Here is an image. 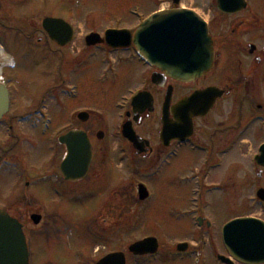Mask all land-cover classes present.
<instances>
[{
  "label": "flooded vegetation",
  "instance_id": "obj_1",
  "mask_svg": "<svg viewBox=\"0 0 264 264\" xmlns=\"http://www.w3.org/2000/svg\"><path fill=\"white\" fill-rule=\"evenodd\" d=\"M148 1L169 2V6L167 9L160 7L144 18L134 17V32L153 13L176 8L172 4L175 0ZM183 1L180 0V3ZM196 1L204 3L211 15L209 19L206 16L204 19L209 25L214 61L209 72L189 82L177 81L156 67L155 64L161 62L157 52L140 51V43L135 37L126 49H112L106 44L89 47L83 40L77 42L80 31L85 33L86 23L76 25L68 17L64 20L73 26L74 33L72 41L64 45L53 41L42 27L44 18L59 16H40L43 17L40 28H37L38 22L36 26L28 25L26 30L15 25L0 26V32L8 35V40L2 43L6 53L2 78L10 96V110L0 121L2 188L11 182L10 174L15 170L16 182H24L25 186L20 185L27 193L37 185L46 184L53 176L57 183L70 189L85 183L87 189L99 186L102 195L105 194L98 206L100 223L96 229L90 230L87 240H92V243L87 242L89 247L78 249L70 264H241L234 260L231 252L235 244L228 247L224 241V227L239 217L264 221L255 215L223 220V214L234 206L235 194L242 203L246 199L244 194L248 193L249 202L246 204L259 211L260 217L264 215V0ZM17 21L22 25L20 19ZM35 34L40 36L34 41ZM13 49H19L18 54ZM25 60L46 64L59 74L53 75L50 85L44 86L43 96L31 108L15 113L14 105L18 97L24 92L27 96L33 93L31 83L29 86H26L28 82L26 85L22 83L27 76L22 71ZM89 69L95 72V76L99 71L103 72L99 80L104 85L101 93L103 91L109 100L103 98L102 104L115 108L117 114H123V119H114L111 123L96 121L87 108L71 113L75 107L69 103L66 133L82 132L92 144L93 157L87 177L77 183L64 181L60 172L62 157L53 158L54 173L45 170L43 174L40 168L37 173L31 174L24 166L28 160L23 156L25 147L38 145L40 137L37 136L41 135L46 120H49L52 129L53 115L58 112V98L65 96L71 100L74 91L78 92L79 87L68 78L80 79ZM89 82L83 80L78 84L86 89ZM85 113L90 115L86 122L82 116ZM109 124L116 125V131L127 128L139 138L138 143L121 136L109 137ZM100 132L104 136L102 139L98 138ZM35 153L34 150L31 156ZM181 157L188 158L191 175L186 176L184 181L180 178L179 184L195 183L190 203L192 206L197 204V207L188 209L189 203L184 202L185 210H181L179 215L188 219L196 231H190L187 237L181 236L182 240L166 244L163 248L161 240L150 234H157L151 230L154 224L152 213L144 218L147 222L143 223L138 211L140 204L150 202L134 201V198L137 196L138 199L137 189L140 184H147L148 179L159 178L164 181L158 182L161 184L170 179V175L174 176L175 173L170 174L174 167L172 161ZM246 162L249 164L245 165ZM6 171L8 177L5 184L3 172ZM240 172L245 173L242 179H239ZM243 182L248 189L242 185ZM56 187L54 193L60 190ZM179 187L182 196L186 191L181 189V185ZM134 190L137 191L135 195ZM220 194L223 197H219ZM10 198V192L6 191L4 201L0 203L1 209L11 211ZM35 198L40 202L41 198L44 199L40 195ZM166 199L168 212H163L164 218L170 217L175 206L170 202L169 194ZM30 204L31 201H28L24 211L31 208ZM32 215L34 213L30 214V219ZM17 219L32 249L35 244L26 233L28 223L20 217ZM43 220L44 217L40 227L37 226L40 230L36 238L50 239L51 228L43 226ZM140 224L145 229L152 226L144 231L139 228ZM179 227V231L187 229L183 224ZM140 230L143 232L139 233ZM163 231L164 237L171 233L165 226ZM149 238L158 241L156 246L149 248L152 249L150 252L131 250L135 243ZM262 250L264 242L260 239L251 249L248 245L245 253H261Z\"/></svg>",
  "mask_w": 264,
  "mask_h": 264
},
{
  "label": "rangeland",
  "instance_id": "obj_2",
  "mask_svg": "<svg viewBox=\"0 0 264 264\" xmlns=\"http://www.w3.org/2000/svg\"><path fill=\"white\" fill-rule=\"evenodd\" d=\"M169 6V2L160 3L157 1H148V0H0V26L11 27L16 24L10 22H16L18 24V19L22 21V25H16L15 27L26 30L25 28L28 25H35L38 22V27H41L40 21L43 20V17L40 16H59L61 19L69 18L70 22L76 23V25H84L85 33L81 30L77 38V42L84 41L88 32L97 31L101 33L106 29L111 28H126L129 30L134 29V14L140 16H146L154 12L155 9L160 7L166 8ZM182 6L193 9L200 14H204V17L211 16L208 13V8L204 6V3H201L196 0H185L182 2ZM40 25V26H39ZM4 28V29H5ZM103 35V34H101ZM39 34H35L34 41L37 39ZM8 35L5 33L0 35L1 42L3 39L8 40ZM41 38V37H40ZM22 41L21 39H19ZM6 42V41H5ZM19 49H13V52L18 54ZM101 58V56L99 57ZM1 62H3V57L1 56ZM92 63V61L90 62ZM25 76L22 80V83L26 86H29L31 83L33 93L28 96L23 93L22 96H19L14 105V112L20 113L25 112L35 104L39 97L43 96L44 86H49L53 81V75H58L52 68H49L46 64H37L32 63V61L25 60L23 62V70ZM103 72L99 71V74L95 76V72L91 69L86 70L80 77L68 79L72 82L73 85H77L79 90L76 94V97L69 100L65 96H60L58 98V112L53 115V127L51 135L63 134L67 130L68 124V106H74L75 108L70 112L73 113L77 109L87 108L90 109V114L96 121L111 123L112 120L119 119V112L117 114L116 109H110L105 107L102 104L104 100L107 101L109 98H105V93L103 90V83L99 82ZM95 76V77H94ZM90 80L89 87L84 89L80 87L78 81ZM132 85V83H129ZM132 88V87H130ZM126 91V90H125ZM124 91V92H125ZM42 92V95H40ZM26 93H29L26 91ZM102 100V101H101ZM60 110H63L62 112ZM116 125L109 124V137H117ZM6 133V132H5ZM51 135H39L38 145L25 147L23 156L28 158L26 161L25 170L29 171L31 174L37 173L40 168L43 170L42 173L46 172L54 173L55 162L53 158L61 159L63 149L59 148L57 145V139H50ZM36 151L33 156L31 153ZM31 157V158H30ZM37 162V165L35 164ZM249 164L246 162L245 165ZM40 165V166H38ZM51 165V166H50ZM172 166H174L170 174V179H166L165 183H158L162 181L159 178L148 179L147 187H149V193L154 194L153 198L149 201L150 203H144L139 205L140 217L146 218L147 215H151L153 218V223L145 229L143 224L139 225L140 229L148 230L151 226V230L157 234L150 233L155 235L158 239L161 240L162 247L171 245L177 240H182L184 236H188V233L192 230L196 231V228L189 224V220L183 218L179 215L181 210H185L186 205H182L184 202L188 204L189 208L197 207L190 203V193L195 183L191 185L179 184V180L184 181V178L188 175H191L189 160L186 157H181L180 159L173 160ZM192 169V168H191ZM6 170V169H5ZM28 172V173H29ZM4 182L6 184L8 171L3 172ZM15 170L11 171V182L7 187L2 188V175L0 176V203L4 201V194L6 191H9L11 194L10 198V214L17 218L20 217L22 221L28 223L26 227V233L29 238L32 239L34 259L32 264H70V260L78 249H85L89 247L87 242L92 243V240H89V233L91 229H96L99 225V219L97 218L98 206L102 201V189L99 186H91L87 189V184L81 183L73 188H69L65 184L57 183L55 177L50 176V179L46 184L39 186L37 185L35 189L28 191L29 193L22 190L21 185L25 186L22 183L16 182V177L14 176ZM50 175V174H48ZM245 173L239 174V179L243 178ZM180 176V177H179ZM213 180V179H212ZM27 181V180H26ZM56 182V184L54 183ZM15 182V183H14ZM164 182V181H162ZM264 182V180H263ZM64 183V182H63ZM239 183L237 182L236 185ZM186 191L181 196L180 188ZM194 185V186H193ZM242 185L248 189V186H245V182ZM57 186L60 188V193H54L53 189ZM56 187V188H57ZM25 189V187H23ZM73 189V190H72ZM87 189V190H86ZM137 189V188H136ZM175 190V191H174ZM104 192V191H103ZM134 190V195L136 194ZM77 194V195H74ZM170 196V202L174 203V209L170 213V217L164 218L163 212H168V205L166 204L167 195ZM173 194V195H172ZM30 195L32 197H30ZM40 195L42 202L35 198ZM110 195V194H109ZM186 195L187 201H186ZM181 196V197H180ZM245 200L240 203V200L236 198L235 194V203L234 206L230 207L227 214H223V220L231 219L238 216L246 215H255L257 218L260 217V212L253 209L246 202H249V194L245 193ZM179 197V198H178ZM219 197H223L222 194ZM113 200V198H111ZM134 198V201H138ZM28 201H31L30 207L28 210L24 211L27 206ZM223 201V200H222ZM44 202V203H43ZM163 207L165 208L164 210ZM167 209V210H166ZM38 214L44 217L43 226L51 228V238H36L39 234L40 226L36 227L31 219L30 214ZM57 214V215H56ZM144 216V217H143ZM96 219V221L94 220ZM98 220V221H97ZM222 221V217L220 218ZM158 221V223H156ZM147 222L146 220L143 223ZM161 223V224H160ZM191 223V222H190ZM220 223V222H219ZM167 229L171 230L168 237H164V226ZM183 224L187 229L183 232L179 231L180 225ZM155 225V226H154ZM176 228V229H175ZM143 230H140L139 233H142ZM183 238H182V237ZM54 243L50 244V242ZM87 243V244H85ZM47 246L48 247H42ZM191 264V263H190Z\"/></svg>",
  "mask_w": 264,
  "mask_h": 264
},
{
  "label": "water",
  "instance_id": "obj_3",
  "mask_svg": "<svg viewBox=\"0 0 264 264\" xmlns=\"http://www.w3.org/2000/svg\"><path fill=\"white\" fill-rule=\"evenodd\" d=\"M222 9H224L222 7ZM227 11V9H224ZM188 11L167 12L155 15L136 34L141 51H156L162 62L156 66L167 72L172 78L189 81L205 74L212 66V43L208 36L206 25ZM44 28L55 41L64 44L69 41L72 33L67 24L60 20L48 19ZM108 44L112 47L129 46L132 40L127 31H109L106 34ZM88 42H100L98 35L88 37ZM150 57V55H147ZM8 111V94L0 82V118ZM127 136L134 140L133 135ZM102 138V135H100ZM136 142L138 138L136 137ZM60 143L66 145L67 157L62 164V173L66 180L83 179L89 169L92 152L88 140L82 135L69 134L60 138ZM142 187V186H141ZM147 194L140 188V198ZM34 223L38 224L40 216ZM226 242L244 245L252 239L264 242V224L252 220H239L229 224ZM149 242L141 243L135 248H148ZM236 254L241 262H264V254ZM0 264H29V253L21 225L11 219L4 211H0Z\"/></svg>",
  "mask_w": 264,
  "mask_h": 264
}]
</instances>
